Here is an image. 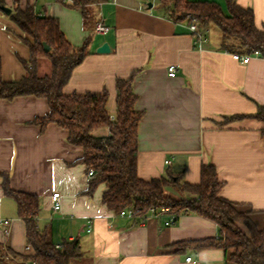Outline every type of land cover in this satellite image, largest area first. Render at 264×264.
<instances>
[{
  "label": "crops",
  "instance_id": "crops-1",
  "mask_svg": "<svg viewBox=\"0 0 264 264\" xmlns=\"http://www.w3.org/2000/svg\"><path fill=\"white\" fill-rule=\"evenodd\" d=\"M213 2L227 14L226 0ZM250 9L258 28L264 26V0H233ZM13 10L31 6L38 17L58 21L74 47L91 35L90 53L74 69L64 95L108 94L106 110L116 113V80L134 74L132 90L138 123L137 175L149 181L183 173L190 185L200 182L204 165L215 168L223 183L219 196L251 211L257 229L264 228V124L253 119L264 106V59L235 61L221 48V34L209 26L197 41L186 22L175 23L158 0H101L93 6L95 23L107 34L84 28L82 12L61 0H4ZM18 28L0 10L1 76L5 82L24 76L21 61L28 48ZM106 43L109 52L96 50ZM170 66L175 67L171 76ZM49 112L45 99L32 96L0 100V172L10 188L38 197L37 228L59 245L77 241L83 258L76 264H233L219 247L195 248L194 242L217 240L219 228L195 214L169 215L144 221L121 217L102 203L104 185L88 194L91 178L79 162L82 150L67 142V132L54 124L43 130L34 122ZM235 116L244 117L230 120ZM107 129L94 132L106 136ZM168 162V164H166ZM170 189L166 190L173 196ZM60 193L61 210L53 212L50 196ZM176 195V194H174ZM178 195V194H177ZM176 195V196H177ZM189 198V196H184ZM176 198H180L178 195ZM0 244L17 254H30L24 222L13 200L0 188ZM5 229L9 235L4 234ZM186 258H191L186 262Z\"/></svg>",
  "mask_w": 264,
  "mask_h": 264
},
{
  "label": "trees",
  "instance_id": "trees-1",
  "mask_svg": "<svg viewBox=\"0 0 264 264\" xmlns=\"http://www.w3.org/2000/svg\"><path fill=\"white\" fill-rule=\"evenodd\" d=\"M101 0H73L68 5L82 12L84 28L91 34L95 19L93 6ZM164 14L173 22L196 20L201 32L209 26L221 34V48L229 54L252 55L264 59V26L258 28L250 9L239 8L233 0H226L227 14L213 2H188L186 0H158ZM5 7L0 0V10ZM8 19L18 28L19 40L28 48L29 59L21 61L24 76L18 81L5 82L1 76L0 100L11 101L18 97L32 96L45 99L48 114L34 123L43 130L54 124L67 132V142L82 150L79 162L92 170L94 175L87 193L92 194L104 185L102 203L115 214L126 210H138L147 217L150 210L168 209L165 215L195 214L207 219L219 228L217 240L194 242L195 248L219 247L233 264H264V228L257 229L251 219V211L219 196L223 183L211 165L200 170V182L190 185L183 173H168L158 179L142 180L137 175L138 123L142 114L135 110L136 97L132 90L134 74L126 80H116V113L112 118L107 110L108 94L64 95L62 90L72 72L90 53L91 35L80 47L72 46L59 29L58 21L51 17H38L31 6L11 10ZM94 32V31H93ZM95 33V32H94ZM45 44L49 51L44 50ZM46 61L49 72L40 73V65ZM235 116L228 121L240 120ZM264 124V106H258L252 116ZM107 129L106 136L94 132ZM264 138V128L261 129ZM0 188L4 197L15 202L17 216L26 229L30 254H17L0 244V264H76L83 258L77 241H63L57 247L46 232L37 228L38 197L10 188L9 177L0 172ZM180 195L175 198L166 190ZM189 196L185 198L184 196Z\"/></svg>",
  "mask_w": 264,
  "mask_h": 264
},
{
  "label": "built area",
  "instance_id": "built-area-1",
  "mask_svg": "<svg viewBox=\"0 0 264 264\" xmlns=\"http://www.w3.org/2000/svg\"><path fill=\"white\" fill-rule=\"evenodd\" d=\"M63 3L70 5L73 4V0H61ZM190 32L192 34H194L197 37V41L203 42L205 41V38L203 37V33L205 32H201L198 28V24L196 20H192V22L189 24L188 26ZM109 31V28L107 26H105L101 21H97L95 23L94 26V32L96 34H107ZM258 52H255L252 55H240V54H231L232 58L235 61L241 62L242 64H247L251 58V56H258ZM168 72L171 76L174 75L175 73V67L174 66H170L168 68ZM166 164H168V162H166ZM94 175L92 170H89L87 172V176L88 178H91ZM50 201H51V208L53 212H59L61 210V196L60 193L58 192H53L50 196ZM168 212V209H161V210H150L149 215L151 217H155V216H161L164 215ZM119 216L121 217H127L130 219H137L140 220L141 222L144 221V219H146L145 217H142L138 214V210H126V211H121L119 214ZM175 216H169V219L167 220V222L165 223L166 226L171 225L175 222ZM8 222L7 221H3L0 220V226H7ZM4 234L6 236L9 235V230L5 229ZM57 247H59V245H57ZM191 260V258H186L185 261L189 262Z\"/></svg>",
  "mask_w": 264,
  "mask_h": 264
},
{
  "label": "water",
  "instance_id": "water-1",
  "mask_svg": "<svg viewBox=\"0 0 264 264\" xmlns=\"http://www.w3.org/2000/svg\"><path fill=\"white\" fill-rule=\"evenodd\" d=\"M2 11H3L6 15H9L10 12H11V10L8 9V8H6V7L2 8ZM43 47H44V50H45L46 52L49 51V48H48L45 44H43ZM96 52H97V53H101V54L108 53V52H109L108 45H107L106 43L102 44V45L96 50Z\"/></svg>",
  "mask_w": 264,
  "mask_h": 264
},
{
  "label": "rangeland",
  "instance_id": "rangeland-1",
  "mask_svg": "<svg viewBox=\"0 0 264 264\" xmlns=\"http://www.w3.org/2000/svg\"><path fill=\"white\" fill-rule=\"evenodd\" d=\"M213 28H214L213 30H216L217 32H219V30L216 27H213ZM219 34H220V32H219ZM48 72H49V65H48V63L46 61H42L41 62V65H40V73L41 74H45V73L47 74ZM169 191H172V190H169ZM172 192H174V191H172ZM174 194H176V192H174L173 193V196L172 195L171 196L176 198L178 195L176 194L177 195L176 196Z\"/></svg>",
  "mask_w": 264,
  "mask_h": 264
}]
</instances>
